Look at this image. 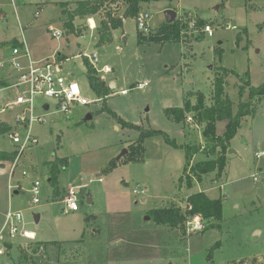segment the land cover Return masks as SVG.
Wrapping results in <instances>:
<instances>
[{"label": "rangeland", "instance_id": "1", "mask_svg": "<svg viewBox=\"0 0 264 264\" xmlns=\"http://www.w3.org/2000/svg\"><path fill=\"white\" fill-rule=\"evenodd\" d=\"M76 1L0 0V62H4L0 81L9 85L13 80L5 63L9 47L4 42L22 40L31 59L51 61L60 54L61 74H69L88 100L64 114L54 99L36 98L34 113L41 121L33 122L31 128L38 142L25 147L15 162L0 158V229L8 211L19 212L20 228L34 233V239H25L20 235L9 238L2 231L0 264H16L19 249L25 252L21 264H264V156L254 155L264 151V95L252 98L254 114L243 118L229 140L223 170L208 172L191 188L178 183L186 147L193 152L190 164L214 157L206 155L210 145L201 135L203 124L195 123L190 114L185 123H175L164 113L166 108L182 107L187 99L210 104L214 74L220 67L234 72L225 78L232 114L239 101L248 99V89L241 98L238 95L243 83L239 77L249 72L252 86L264 82V0L141 2L139 13L149 15L148 33L162 26L167 9L176 12L175 19L189 12L196 22L208 24L212 33L203 32V39L197 40L203 25H188L182 28L179 42L141 44L136 20L125 18L122 27L113 31L112 43L102 46L97 45L96 29L102 15L92 17L93 29L86 19L76 18L74 24L81 34L63 33L60 3ZM118 5L116 12L121 15L124 6ZM50 26L60 36L53 37ZM93 51L98 54L97 69L111 68L108 73L97 72L107 85L114 83L105 98L88 84L82 55ZM138 83L145 85L137 87ZM16 95L13 87L0 89V120L14 123L19 107L10 104L1 110ZM104 106L140 130L122 128ZM228 123L227 119L216 123L219 135L227 131ZM147 129L165 132L176 146L167 144L161 135L146 137L143 162L120 164L101 174L112 158L123 155L127 145ZM18 130L22 138L24 128ZM16 149L6 134L0 135V151ZM56 156L67 158L69 165L60 171L54 190L47 162ZM35 181L39 183L37 195L31 191ZM71 187L82 189L79 209L63 213L62 198ZM195 192L222 197V218L214 227L210 220L202 231L182 237L179 230L148 218L149 209L170 202L184 209L187 197ZM33 241L57 244L44 249Z\"/></svg>", "mask_w": 264, "mask_h": 264}, {"label": "trees", "instance_id": "2", "mask_svg": "<svg viewBox=\"0 0 264 264\" xmlns=\"http://www.w3.org/2000/svg\"><path fill=\"white\" fill-rule=\"evenodd\" d=\"M145 1L149 0H79L74 3H60L61 21L64 29L63 33L80 35L81 33L79 29L74 24L76 18L87 19L96 15H102L103 17L100 19L96 27L98 33L97 45H108L112 43L113 31L122 27L125 18L137 19L140 11V3ZM114 4H116V6L113 7ZM118 4L124 6V11L121 15L116 12L119 7ZM191 20L192 17L190 16V13L184 12L173 22H164L155 32L143 34L138 31V42L141 44L153 41L179 42L181 40L180 32L182 28H186ZM196 24L201 27L203 22L197 20ZM262 26H264V22ZM203 37L204 34L200 31L199 35L196 36V39L201 40ZM237 41H239L238 36ZM4 45H7L10 48L18 46L20 43L18 40L12 39L4 42ZM61 57V55H56V60L59 62ZM83 63L86 68V76L91 90L97 96L105 98V96L111 93L109 85L97 75V71L89 64L85 57H83ZM229 73L234 72L225 67H220L219 70L215 72L212 82L213 91L210 104H204L201 100H198L196 103H191V101L187 99L182 107H169L164 110L166 117L172 122L185 123L187 115L190 114V118L193 119L195 123L203 124L201 135L206 143L210 145L205 149L206 155L214 156L213 159H207V161L203 163L190 164L193 152L190 146L186 147L185 162L178 178L179 185L184 184L187 188H191L195 182H200L203 175L208 172L215 169L218 171L223 170L226 160L224 154L227 151L229 140L236 134L243 118L254 114L255 104L252 101V98L259 99L264 95V82L257 87L252 86L249 82V72H246L244 74V78H247L246 80H244L243 77H239L243 83L239 87L238 95L241 98L244 91L248 89V99L247 101H239L237 112L232 114V102L225 93V78ZM236 75L238 76V74ZM3 86H6V84L3 81H0V87ZM200 98L201 97H199V99ZM104 109L107 110L105 106ZM107 111L111 113L122 128L140 130L138 125L125 121L113 111ZM225 119L228 120L229 127L227 126V131L221 136L216 131V123ZM10 128V124L0 122V135L5 134ZM155 135H161L167 144L176 146L175 141L161 130H141L139 138L127 145L123 155L117 158H112L108 164L102 168L101 174L112 172L120 164L128 162H143L145 153L143 140L146 137ZM57 141L59 144V138H57ZM219 146L221 147L220 149H218ZM17 155V150L11 152L0 151V158L10 162H14ZM47 164L49 167V182L54 190H56L58 175L61 170H65L68 167V159L56 156L53 160L47 162ZM55 196L56 195L54 194L53 197ZM222 202V197L209 198L204 192H195L187 197L184 209L179 205L170 202L169 204L149 209L147 211V216L156 225L169 229H177L181 236L185 237V220L195 214H199L206 224L210 220L214 221L210 224L211 227H214L216 222L222 218ZM33 244L47 249L49 246L56 245L57 242L36 241ZM7 246L11 245L8 243ZM24 257V250L19 249V261H17L16 264H21L20 260Z\"/></svg>", "mask_w": 264, "mask_h": 264}, {"label": "built area", "instance_id": "3", "mask_svg": "<svg viewBox=\"0 0 264 264\" xmlns=\"http://www.w3.org/2000/svg\"><path fill=\"white\" fill-rule=\"evenodd\" d=\"M148 19L149 15L147 13H139L136 19V26L139 32L147 34L150 31ZM86 21L89 29L95 28L92 17L87 18ZM189 25L191 28H194L196 26V21L192 19L189 22ZM49 30L52 31L51 33L53 37L60 36V32L53 29L51 26ZM201 31L208 35H211L212 33L211 27L208 24L203 25ZM19 43L20 45L9 48L8 57L5 61L6 65H8L12 71V83L0 87V89L13 87L17 90L15 99L11 102L5 103L1 112L7 109L10 104L19 107L18 112L13 117L14 123H9L11 128L5 133L12 143L19 147V149H16L18 155L22 153L25 147L34 145L38 142L37 138L33 135L31 128L33 122L41 121L40 115L34 113V102L36 98L46 97L54 99L57 109L64 114H70L74 105H84L88 103V100L82 96L78 83L72 79L69 74H61V65L60 62L56 60V55L51 61L48 59L34 60L30 58L24 42L19 41ZM82 56L87 59L89 64L95 68L97 72L108 73L111 71V68L108 65H103L97 69V64L99 63L97 52L93 51L89 54L85 53ZM3 63L4 62H0V68L2 69L4 67ZM144 85L145 83H138L137 87H143ZM121 93H125V91L123 90ZM45 106H47V108H45ZM48 108L49 106L47 104H42V109L44 111L48 110ZM18 127L24 128L25 133L22 138ZM254 155L256 158H260L264 156V151L259 150L255 152ZM38 185L39 183L37 181L33 182L31 185V191L34 195L39 193ZM81 190L82 189L79 187H71L66 190L65 196L62 198L64 203V207L62 208L63 213H70L79 209L77 199L78 194H81ZM133 192L139 193L136 189L133 190ZM144 192L145 190L140 191V193ZM33 202H38V199L34 198ZM21 221L22 216L19 212L8 211L5 215L3 226L0 229V241H3L4 239L2 234V231L4 230H6L7 237L9 238L20 235L25 239H34L33 232L20 228L19 225L21 224ZM184 225L185 232L187 233L192 231H202L205 228V221L199 214H195L188 217L185 220ZM4 243L8 244V242ZM2 253L3 250L0 249V254Z\"/></svg>", "mask_w": 264, "mask_h": 264}, {"label": "water", "instance_id": "4", "mask_svg": "<svg viewBox=\"0 0 264 264\" xmlns=\"http://www.w3.org/2000/svg\"><path fill=\"white\" fill-rule=\"evenodd\" d=\"M176 16H177V14H176V12H175L173 9H167V10L164 11V17H165V22H166V23H171V22H173V21L175 20ZM109 87H110V88H113V87H114V83L111 82V83L109 84ZM45 108H47V106H45ZM88 119H90V115H88V116L86 117V120H88ZM124 152H125V151H124ZM228 152H232V151L229 149ZM89 198H90V197H89ZM89 198H87V203L90 202V199H89ZM34 219H35V221H37V220H38V215L35 214V215H34Z\"/></svg>", "mask_w": 264, "mask_h": 264}, {"label": "crops", "instance_id": "5", "mask_svg": "<svg viewBox=\"0 0 264 264\" xmlns=\"http://www.w3.org/2000/svg\"><path fill=\"white\" fill-rule=\"evenodd\" d=\"M16 40H17V39H16ZM18 41L21 42L22 40H18ZM8 52H9V51H8ZM57 56H60V54H57ZM37 57H43V56H37ZM62 61H63V58L61 57V58H60V61H59V62H60V65H61V62H62ZM102 80H103V79H102ZM103 81H104V80H103ZM110 83H111V82H110ZM0 122H6V123H8V121H2V120H0ZM9 123H10V122H9ZM9 123H8V124H9ZM256 152H257V151H256ZM229 153H231V152H229ZM192 159H193V157H192ZM68 163H69V161H68ZM68 165H69V164H68ZM179 176H180V175H179ZM145 191H146V190H145ZM88 198H89V197H88ZM89 199H90V198H89ZM90 201H91V199H90ZM89 203H90V202H89ZM3 223H4V221H3ZM2 226H3V224H2ZM1 228H2V227H1ZM30 232H31V231H30ZM33 234H34V233H33ZM9 244H11V243H9Z\"/></svg>", "mask_w": 264, "mask_h": 264}]
</instances>
